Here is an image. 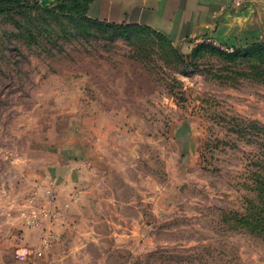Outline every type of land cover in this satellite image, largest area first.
I'll list each match as a JSON object with an SVG mask.
<instances>
[{
    "label": "rangeland",
    "instance_id": "obj_1",
    "mask_svg": "<svg viewBox=\"0 0 264 264\" xmlns=\"http://www.w3.org/2000/svg\"><path fill=\"white\" fill-rule=\"evenodd\" d=\"M252 3L174 45L85 0H0V264H264V0L233 6Z\"/></svg>",
    "mask_w": 264,
    "mask_h": 264
},
{
    "label": "crops",
    "instance_id": "obj_2",
    "mask_svg": "<svg viewBox=\"0 0 264 264\" xmlns=\"http://www.w3.org/2000/svg\"><path fill=\"white\" fill-rule=\"evenodd\" d=\"M234 3L235 0H85L86 15L91 21L142 27L160 34L174 45L209 37L211 31L217 29L218 34H221L227 30L228 22L250 21L253 9H258L252 3L246 6L242 4L239 10L233 6ZM7 208L10 209V206ZM60 212L45 210L38 215L28 216L24 212L14 214L9 211L3 218L8 226L11 224L10 228L25 233L29 227L39 224L38 219L55 220Z\"/></svg>",
    "mask_w": 264,
    "mask_h": 264
}]
</instances>
